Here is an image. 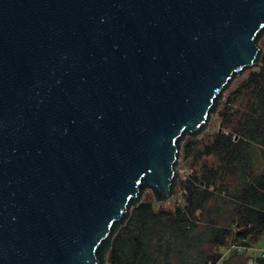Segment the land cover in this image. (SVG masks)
Wrapping results in <instances>:
<instances>
[{
    "label": "water",
    "instance_id": "water-1",
    "mask_svg": "<svg viewBox=\"0 0 264 264\" xmlns=\"http://www.w3.org/2000/svg\"><path fill=\"white\" fill-rule=\"evenodd\" d=\"M262 31L264 0H0V264H108Z\"/></svg>",
    "mask_w": 264,
    "mask_h": 264
},
{
    "label": "trees",
    "instance_id": "trees-1",
    "mask_svg": "<svg viewBox=\"0 0 264 264\" xmlns=\"http://www.w3.org/2000/svg\"><path fill=\"white\" fill-rule=\"evenodd\" d=\"M258 38L262 54L255 68L226 87L227 96L215 104L220 130L207 141L199 138L206 131L185 135L181 152L193 171L178 180L183 203L167 209L155 195H140L102 245L99 256L108 264H248L252 259L249 252L264 236V31ZM256 261L264 264L262 257Z\"/></svg>",
    "mask_w": 264,
    "mask_h": 264
},
{
    "label": "rangeland",
    "instance_id": "rangeland-1",
    "mask_svg": "<svg viewBox=\"0 0 264 264\" xmlns=\"http://www.w3.org/2000/svg\"><path fill=\"white\" fill-rule=\"evenodd\" d=\"M247 72L238 76L237 79L234 81L233 86L236 85L242 78H244L246 76ZM227 93L228 92L225 93V97L227 96ZM218 130H220V120L218 118V114L215 112L213 115V118L211 120V123H210V125L206 131L205 137L201 136L199 138L200 139L204 138L203 140L207 141L212 136V134L217 132ZM235 140L237 141L238 137H236ZM201 143H202V140H201ZM179 161H180V164L177 168L179 170V172H178L179 173V180L182 181V180H185L188 177V175H190L192 173L193 170L190 167L192 162L187 161L185 159L184 152H181V156H180ZM183 196H184V193H182L180 191V189L177 185L176 195L170 201H168L166 203H162V205H163V207H165L167 209H170V208L173 209L177 204L183 203V201H182ZM144 197H146L147 199H152V198H154V194L152 191L148 190L145 192ZM158 204H160V203H158ZM156 208H158V206H156ZM254 248L264 250V236L262 237L261 241ZM223 252H224V255L228 254L227 249L223 250ZM249 255H251L252 258L256 259V256L254 255V251H250Z\"/></svg>",
    "mask_w": 264,
    "mask_h": 264
},
{
    "label": "built area",
    "instance_id": "built-area-1",
    "mask_svg": "<svg viewBox=\"0 0 264 264\" xmlns=\"http://www.w3.org/2000/svg\"><path fill=\"white\" fill-rule=\"evenodd\" d=\"M232 248H237V249L241 250L242 246L233 245ZM251 250L254 251V255L256 256V258L257 257L264 258V250L256 249V248H252ZM248 264H259V263L256 261V259L252 258Z\"/></svg>",
    "mask_w": 264,
    "mask_h": 264
}]
</instances>
